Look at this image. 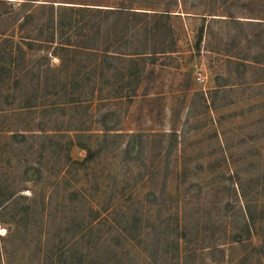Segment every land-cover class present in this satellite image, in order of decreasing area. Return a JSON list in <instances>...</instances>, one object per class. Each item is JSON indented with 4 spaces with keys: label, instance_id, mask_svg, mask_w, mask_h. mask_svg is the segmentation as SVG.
Masks as SVG:
<instances>
[{
    "label": "rangeland",
    "instance_id": "374dc122",
    "mask_svg": "<svg viewBox=\"0 0 264 264\" xmlns=\"http://www.w3.org/2000/svg\"><path fill=\"white\" fill-rule=\"evenodd\" d=\"M1 1L17 60H0V264H264V85L252 83L264 73L251 62L264 65V0H150L174 15L176 52L128 101L50 114L41 53L13 45L32 9ZM234 57L250 61L242 81Z\"/></svg>",
    "mask_w": 264,
    "mask_h": 264
},
{
    "label": "trees",
    "instance_id": "16d2710c",
    "mask_svg": "<svg viewBox=\"0 0 264 264\" xmlns=\"http://www.w3.org/2000/svg\"><path fill=\"white\" fill-rule=\"evenodd\" d=\"M39 1L23 0L22 3L29 4L32 10L25 12L15 22V31L22 35L17 36L18 42L13 45L19 57L25 56L24 49L32 51L34 46L41 53L39 59L42 62L40 66H43V76L40 73V85L48 99L42 105L44 113L50 114L65 108L83 110L82 108L91 106L128 101L136 95L140 83L152 75L157 62L176 52L175 32L171 24V16L174 15L168 8L155 6L158 4L156 2L113 0L109 4L106 1L110 0H98L97 4L61 2L64 4L54 5L53 1ZM3 16L7 15L0 12V21ZM228 18L234 23L238 22L231 16ZM202 32L203 27L199 26L193 44L195 51H199ZM258 35L255 36L257 40ZM13 37L14 35H8L6 29H0V43L10 44L9 49L0 50L1 61L5 57L10 62L17 60L13 58L11 51ZM248 38V35L243 34L241 40L248 44ZM241 40L237 38V43ZM234 59L237 60V67L242 68V73L239 74L242 81L243 70L250 61L239 57ZM52 60L56 61V66H51ZM251 62L257 65L256 70L264 73V65ZM34 67L33 79L36 83V66L30 67V70L33 71ZM0 72H3L2 64ZM12 82L16 84L18 81ZM252 83L264 85V81ZM34 98V95L29 96V99ZM25 104V107L18 109L19 112L33 110L32 103L28 104L26 101ZM4 111L6 110L0 109V113ZM9 111L17 110L11 108ZM110 115L112 114L108 111L102 112L99 116L100 123L105 125ZM81 123L86 121L81 120ZM101 127L102 130L98 131H108L106 126ZM17 135L23 137L22 134ZM56 135L52 133L44 137L50 139ZM89 155L84 161L89 159Z\"/></svg>",
    "mask_w": 264,
    "mask_h": 264
}]
</instances>
